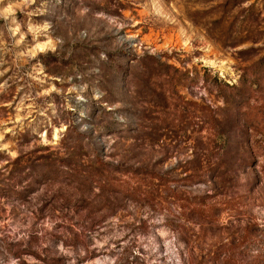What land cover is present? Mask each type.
Segmentation results:
<instances>
[{
    "label": "rangeland",
    "instance_id": "rangeland-1",
    "mask_svg": "<svg viewBox=\"0 0 264 264\" xmlns=\"http://www.w3.org/2000/svg\"><path fill=\"white\" fill-rule=\"evenodd\" d=\"M0 264H264V0H0Z\"/></svg>",
    "mask_w": 264,
    "mask_h": 264
},
{
    "label": "trees",
    "instance_id": "trees-1",
    "mask_svg": "<svg viewBox=\"0 0 264 264\" xmlns=\"http://www.w3.org/2000/svg\"><path fill=\"white\" fill-rule=\"evenodd\" d=\"M166 68H173L175 70V72H168L167 74L172 76V77H178L175 80L174 84H178V85H182L184 86L185 84L183 82H177V80L179 81L182 77L183 74L188 75L190 74V72H192V70L187 69L185 72L183 73L182 70H180L179 68H175L174 66H166ZM193 75H195L194 73H192ZM199 76H195V78H198ZM174 79V78H173ZM196 83V82H194ZM198 83V82H197ZM196 83V84H197ZM213 85V90L215 92L218 93V96L222 97V99L224 100V102L228 105L233 104V103H239L240 101V97L243 96V92L241 87L238 84H230L222 79H220L218 76L214 77V80L212 82ZM250 126V125H249ZM248 131V129H246Z\"/></svg>",
    "mask_w": 264,
    "mask_h": 264
}]
</instances>
